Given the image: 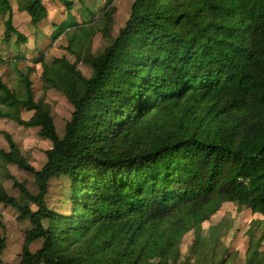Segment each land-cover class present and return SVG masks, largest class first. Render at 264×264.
I'll return each instance as SVG.
<instances>
[{
    "label": "trees",
    "instance_id": "1",
    "mask_svg": "<svg viewBox=\"0 0 264 264\" xmlns=\"http://www.w3.org/2000/svg\"><path fill=\"white\" fill-rule=\"evenodd\" d=\"M50 1L67 14L55 22L57 39L79 24L74 2ZM78 2L88 25L101 8ZM16 3L0 0V18L24 39L13 25ZM25 10L34 27L49 18L44 0ZM34 63L44 90L62 92L72 112L60 137L49 106L35 99L32 68L17 69L18 88L0 78V118L51 143L40 170L9 134V150L0 149L37 187L32 194L16 181L19 197L0 192V204L31 225L19 264H175L183 236L226 203L262 217L247 231V264H263L264 0H133L116 37L85 58L88 71L64 57ZM60 177L69 183L66 213L47 200ZM4 249L0 237V257Z\"/></svg>",
    "mask_w": 264,
    "mask_h": 264
},
{
    "label": "rangeland",
    "instance_id": "2",
    "mask_svg": "<svg viewBox=\"0 0 264 264\" xmlns=\"http://www.w3.org/2000/svg\"><path fill=\"white\" fill-rule=\"evenodd\" d=\"M30 0H17L14 6L13 25L22 34L24 39H18L14 34L8 35L3 20L0 18V78L7 85L18 88L17 69H33L29 75L33 84L35 99L42 98L49 106L57 134L61 137L64 126L70 119L72 106L66 96L56 90L45 91L40 78V67L34 63L40 56L64 57L70 62L77 63L78 68L88 71L84 67V60L88 56L97 55L108 46L116 37L129 17L133 0H96L101 8L92 17L91 23L84 25V10L78 0L74 2L70 12L78 22V27L64 28L56 39L53 29H58L59 20L65 19L66 10L57 2L44 0L49 11V18L38 27L29 22L25 7ZM60 27V26H59ZM9 38L7 41L6 39ZM17 66V67H16ZM32 112L22 111V117L29 120ZM38 129H26L17 123L0 118V149L8 151V143L4 134H9L14 143L19 147L21 156L40 170L46 163V150L51 143L41 138ZM25 183L32 194L37 193V187L32 175L21 172L15 165L9 164L0 158V192L17 198L20 193L14 189V182ZM69 183L64 177L55 178L50 182L48 204L59 212L66 213L70 208ZM260 215H254L250 210L241 207L238 203H226L219 212L204 222L199 229L187 232L180 245L174 250L175 264H247L249 261V238L247 231ZM31 228L28 221L20 222L15 209L0 204V237L5 238V249L1 255L3 264H19L24 237ZM199 237V246L202 253L192 254V246ZM41 246V242L31 245L34 252ZM264 247L260 250L261 259ZM144 264H151L144 260Z\"/></svg>",
    "mask_w": 264,
    "mask_h": 264
}]
</instances>
